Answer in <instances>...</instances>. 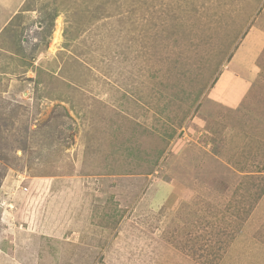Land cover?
I'll use <instances>...</instances> for the list:
<instances>
[{
  "label": "rangeland",
  "instance_id": "rangeland-1",
  "mask_svg": "<svg viewBox=\"0 0 264 264\" xmlns=\"http://www.w3.org/2000/svg\"><path fill=\"white\" fill-rule=\"evenodd\" d=\"M22 1L0 264H264V0Z\"/></svg>",
  "mask_w": 264,
  "mask_h": 264
},
{
  "label": "crops",
  "instance_id": "crops-1",
  "mask_svg": "<svg viewBox=\"0 0 264 264\" xmlns=\"http://www.w3.org/2000/svg\"><path fill=\"white\" fill-rule=\"evenodd\" d=\"M19 2H21V0L20 1L19 0L18 1L17 0H0L1 7L6 8V10H4V13L5 11L7 12L6 15L3 16V18L5 19L4 22L3 23L0 22V32L5 28L4 26L8 24L10 19L14 17L16 14H18V10H20V6H21ZM22 3H24V0L22 1ZM227 77L230 78V76H227Z\"/></svg>",
  "mask_w": 264,
  "mask_h": 264
},
{
  "label": "bare ground",
  "instance_id": "bare-ground-1",
  "mask_svg": "<svg viewBox=\"0 0 264 264\" xmlns=\"http://www.w3.org/2000/svg\"><path fill=\"white\" fill-rule=\"evenodd\" d=\"M61 22V21H60ZM59 32V31H58ZM60 34V33H59ZM59 36V35H58Z\"/></svg>",
  "mask_w": 264,
  "mask_h": 264
}]
</instances>
